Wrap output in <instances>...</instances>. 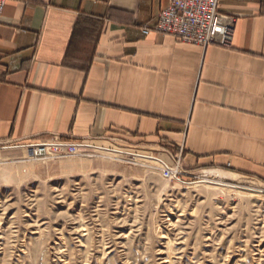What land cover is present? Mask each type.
<instances>
[{"label": "crops", "instance_id": "obj_1", "mask_svg": "<svg viewBox=\"0 0 264 264\" xmlns=\"http://www.w3.org/2000/svg\"><path fill=\"white\" fill-rule=\"evenodd\" d=\"M168 2L5 0L0 142L181 147L187 166L264 180V0H218L228 47L143 34Z\"/></svg>", "mask_w": 264, "mask_h": 264}, {"label": "rangeland", "instance_id": "obj_2", "mask_svg": "<svg viewBox=\"0 0 264 264\" xmlns=\"http://www.w3.org/2000/svg\"><path fill=\"white\" fill-rule=\"evenodd\" d=\"M80 148L0 146V264H264V180L181 147L179 180L161 175L177 148Z\"/></svg>", "mask_w": 264, "mask_h": 264}, {"label": "built area", "instance_id": "obj_3", "mask_svg": "<svg viewBox=\"0 0 264 264\" xmlns=\"http://www.w3.org/2000/svg\"><path fill=\"white\" fill-rule=\"evenodd\" d=\"M4 4L5 0H0V17ZM235 20L234 16L218 10V0H169L168 5L158 14L157 20L153 24H145L141 30L145 35L155 32L201 47L209 45L228 47L233 40ZM0 146L28 148L32 158L73 155L81 147L79 143H71L60 137L23 145L0 142ZM181 155L182 149L177 148L173 158L174 165L162 164L161 175L164 179L179 180L184 175L186 171Z\"/></svg>", "mask_w": 264, "mask_h": 264}, {"label": "bare ground", "instance_id": "obj_4", "mask_svg": "<svg viewBox=\"0 0 264 264\" xmlns=\"http://www.w3.org/2000/svg\"><path fill=\"white\" fill-rule=\"evenodd\" d=\"M15 145H17V144H15ZM21 145H23V144H21Z\"/></svg>", "mask_w": 264, "mask_h": 264}]
</instances>
